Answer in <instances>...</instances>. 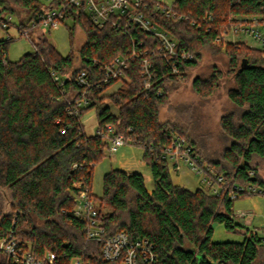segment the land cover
Segmentation results:
<instances>
[{"label":"trees","instance_id":"trees-1","mask_svg":"<svg viewBox=\"0 0 264 264\" xmlns=\"http://www.w3.org/2000/svg\"><path fill=\"white\" fill-rule=\"evenodd\" d=\"M65 2L54 0L52 4L59 7ZM173 7L194 18L213 15L215 22L208 32L205 27L198 30L189 22L174 23L150 12L161 29L195 60L181 67L184 80H179L161 57L150 54L157 77L149 90L139 61L130 62L124 78L108 83L103 82L102 68L119 56H128L136 45L134 40L144 42L151 53L159 48V39L136 27L127 32L108 26L98 29L87 22L82 9L66 10L68 20L74 23L68 26L71 45L76 27L85 32L77 63L72 54L62 56L45 36L36 44L37 50L17 62L7 57L14 40L0 41V239L11 234L38 255L47 251L57 254L60 264H71L77 258L90 264H109L103 259L101 244L87 241L83 224L74 216L77 194L88 188L106 234L124 231L132 240L148 238L160 264H264V238L258 233L248 230L240 243L211 240L214 223L230 230L238 226L233 217L236 200L175 185L169 164L161 158L172 137L179 135L218 174L240 184L264 187L260 172L264 167V52L240 42L216 43L219 29L230 19L264 16V0H175ZM43 9V0H0V17L16 16L19 27ZM205 51L225 55L235 79V87L228 91L234 110L220 122L227 145L218 154L204 153L187 134V117L166 122L160 118L161 110L171 106V93L187 82ZM82 71L90 74V89L77 84ZM54 75L65 84L55 81ZM221 76V71L214 70L206 78L197 77L192 89L207 99L219 88ZM118 82L121 86L106 94ZM81 99L90 105L72 113ZM109 103L117 108V114ZM90 110L96 111L101 135L85 132L82 119ZM171 111L178 114L177 109ZM108 125L115 130L111 138L123 135L127 144L144 150L152 190L142 174L112 170L104 176L103 197H94V169L108 149ZM4 189L11 192L9 211L4 208ZM0 264L14 263L0 257Z\"/></svg>","mask_w":264,"mask_h":264},{"label":"built area","instance_id":"built-area-1","mask_svg":"<svg viewBox=\"0 0 264 264\" xmlns=\"http://www.w3.org/2000/svg\"><path fill=\"white\" fill-rule=\"evenodd\" d=\"M54 0H43L45 9L37 13L23 27H19L20 20L16 16L6 14L0 17V29L8 32L11 28H16L22 38H31V35L37 34L40 29L54 30L64 21L68 20L66 16L67 8L82 9L87 18V22L98 29L111 27L116 31H126L130 27H136L139 30L157 37L160 46L157 51L149 53L145 50L144 42L134 40L136 45L128 56H119L109 64L103 66L105 77L104 83L125 77L131 61H139L141 64V75L145 79L146 90L151 89L152 82L157 77V69L151 58L161 57L170 69V73L184 80L181 67L195 60L194 55L185 48L180 47L170 33L153 20L151 13L163 16L174 23L189 22L191 26L198 30L206 28L210 32L215 22L213 15H206L194 18L192 14H181L177 12L172 0L171 3L161 2L159 0H66L59 7L54 6ZM15 18V19H14ZM15 20V21H14ZM17 20V21H16ZM207 25V26H205ZM264 28V16L238 17L229 20V23L221 27L220 35L216 38V43H237L229 38L244 34L251 35L264 46V35L257 27ZM43 36V35H42ZM15 38L9 36L0 41H10ZM35 50L37 47L35 45ZM7 61H4V65ZM54 80L64 85L65 82L54 75ZM77 84L80 87L90 89V74L82 71L77 75ZM164 93L160 90L159 95ZM90 103L86 99L75 102L73 111L79 113L80 109L86 108ZM114 127H106V138L108 140V149L110 153H115L118 149L127 144L125 136L120 135L111 138L114 135ZM101 135V131L96 132ZM162 159L167 161L175 171L181 170V164L188 165L198 176L202 177V183L206 184V190L216 196L225 195L232 200H237L241 196L264 194L261 187L253 183L240 184L233 178L218 174L216 170L207 165L193 151L188 141L179 135H174L168 146L162 151ZM254 176V171L249 172ZM74 216L83 224V232L89 242L101 244V252L105 262L109 264H160L154 247L148 238H138L132 240L128 233L119 231L114 235H107L106 229L98 219V207L93 198L89 196V189L85 188L77 194V206L74 210ZM0 257H6L14 264H60L59 256L53 252H45L41 255L36 254L29 246H24L22 242L9 234L6 238L0 239ZM71 264H90L83 259L77 258Z\"/></svg>","mask_w":264,"mask_h":264},{"label":"rangeland","instance_id":"rangeland-1","mask_svg":"<svg viewBox=\"0 0 264 264\" xmlns=\"http://www.w3.org/2000/svg\"><path fill=\"white\" fill-rule=\"evenodd\" d=\"M165 3H171L172 0H159ZM24 21L28 20L26 14L22 15ZM15 19V18H14ZM15 21V20H14ZM17 21V20H16ZM71 20H66L54 30L40 29L37 34L31 35V38H21L16 28H11L8 32L0 29V39L9 36L15 38L8 49V59L11 62L19 61L24 55L35 51V45L40 38L45 36L59 51L66 57L73 55L74 62H78V53L85 43V32L81 27H76L74 44L71 45L69 27H73ZM264 35V28L257 27ZM246 44L248 47L255 48L264 52V46L251 35L240 34L229 38ZM214 70L222 73L220 86L215 93L207 98H200L192 89V82L195 78H206L212 74ZM121 86V82L110 87L106 94H111ZM235 87V79L231 73L228 58L223 54H215L205 51L202 61L198 67L190 73L189 79L179 88L175 89L170 95V107L163 108L160 118L163 122L175 121L187 117V134L194 137L199 148L204 153H221L227 145L221 132V118L234 110L233 105L228 99V91ZM113 113L117 114L118 110L109 103ZM172 108L177 109L178 114H172ZM85 132L88 135H95L98 131V120L96 111L90 110L82 119ZM256 164V163H255ZM181 170L175 171L170 166V176L175 185L184 187L191 191L197 189L206 190V184L202 183V177L196 175L186 164H181ZM112 170H122L126 172L140 173L145 177L146 186L149 190L154 187L151 168L144 160V150L141 147L125 144L121 146L117 152L110 153L109 149L105 150L104 158L95 166L92 194L96 198L103 197L104 192V176ZM261 176L264 179V167H261ZM264 192V187L261 188ZM5 209L9 211V203L12 201L11 192L4 189ZM234 223L238 225L234 230L226 228L224 224L214 223L212 242L224 243L234 242L240 243L245 239L248 232L258 233L264 238V194L246 195L237 199L233 206Z\"/></svg>","mask_w":264,"mask_h":264},{"label":"water","instance_id":"water-1","mask_svg":"<svg viewBox=\"0 0 264 264\" xmlns=\"http://www.w3.org/2000/svg\"><path fill=\"white\" fill-rule=\"evenodd\" d=\"M247 64V62L246 61H244V63H243V66H245ZM253 181H254V179H253Z\"/></svg>","mask_w":264,"mask_h":264}]
</instances>
